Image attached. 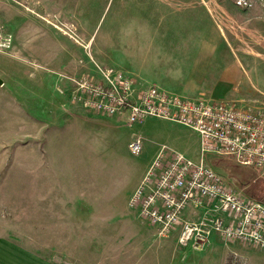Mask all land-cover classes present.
I'll list each match as a JSON object with an SVG mask.
<instances>
[{"label": "rangeland", "instance_id": "1", "mask_svg": "<svg viewBox=\"0 0 264 264\" xmlns=\"http://www.w3.org/2000/svg\"><path fill=\"white\" fill-rule=\"evenodd\" d=\"M251 2L239 12L230 0H0V236L52 264H264L258 247L160 238L127 208L162 146L199 162L195 133L159 118L126 125L56 92L57 75L80 73L90 55L143 85L264 105V18ZM204 160L264 203V169Z\"/></svg>", "mask_w": 264, "mask_h": 264}, {"label": "built area", "instance_id": "2", "mask_svg": "<svg viewBox=\"0 0 264 264\" xmlns=\"http://www.w3.org/2000/svg\"><path fill=\"white\" fill-rule=\"evenodd\" d=\"M242 1L245 9L252 6L251 0ZM88 60L78 61V74L57 75L63 85H56V92L70 104L103 118L119 117L126 125L159 118L180 124L199 138L198 163L162 146L127 208L158 237L176 233L181 246L202 250L217 237L264 251V203L240 195L204 160L214 154L230 157L242 167L264 169V105L241 106L171 93L103 67L90 55ZM128 149L139 154L141 139L134 138Z\"/></svg>", "mask_w": 264, "mask_h": 264}, {"label": "crops", "instance_id": "3", "mask_svg": "<svg viewBox=\"0 0 264 264\" xmlns=\"http://www.w3.org/2000/svg\"><path fill=\"white\" fill-rule=\"evenodd\" d=\"M255 1H256V7L254 8L253 11L254 13L257 12L258 14L257 15L254 14V16L257 17H252V19H257V21H259L261 18H264V0H255ZM238 10L239 12H244V10H242L241 8ZM260 12H262V14ZM39 179L41 178L39 176L38 177L36 176L34 182H38ZM32 182L33 181L30 178H28V180L26 179V184L28 183L32 184ZM31 196L32 194L30 193V190H28L26 194V200L31 198ZM10 228L12 231L14 230L13 229L14 227L12 225L10 226ZM0 264H52V263L30 253L29 251H26V249L20 247L19 245L14 244V241H12L11 236H7V237L0 236Z\"/></svg>", "mask_w": 264, "mask_h": 264}, {"label": "water", "instance_id": "4", "mask_svg": "<svg viewBox=\"0 0 264 264\" xmlns=\"http://www.w3.org/2000/svg\"><path fill=\"white\" fill-rule=\"evenodd\" d=\"M230 1L233 3V5L239 6L242 10H245V7H244V4H243L242 0H230ZM2 84H3V82L0 79V85H2Z\"/></svg>", "mask_w": 264, "mask_h": 264}, {"label": "trees", "instance_id": "5", "mask_svg": "<svg viewBox=\"0 0 264 264\" xmlns=\"http://www.w3.org/2000/svg\"><path fill=\"white\" fill-rule=\"evenodd\" d=\"M238 165V164H237ZM240 166V165H239Z\"/></svg>", "mask_w": 264, "mask_h": 264}]
</instances>
